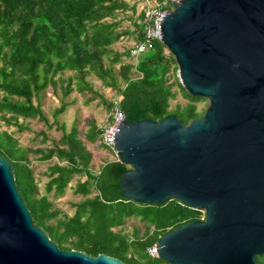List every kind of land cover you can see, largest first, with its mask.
I'll list each match as a JSON object with an SVG mask.
<instances>
[{
	"label": "water",
	"instance_id": "1",
	"mask_svg": "<svg viewBox=\"0 0 264 264\" xmlns=\"http://www.w3.org/2000/svg\"><path fill=\"white\" fill-rule=\"evenodd\" d=\"M177 78L208 101L175 117L118 123L119 188L139 205L175 199L204 213L155 244L167 264H258L264 255V0H179L160 23ZM0 264H124L62 250L32 223L0 155Z\"/></svg>",
	"mask_w": 264,
	"mask_h": 264
},
{
	"label": "trees",
	"instance_id": "2",
	"mask_svg": "<svg viewBox=\"0 0 264 264\" xmlns=\"http://www.w3.org/2000/svg\"><path fill=\"white\" fill-rule=\"evenodd\" d=\"M126 13L130 14L119 17ZM135 14V6L124 0H0V155L12 166L14 182L33 225L60 249L93 257L104 254L124 264H167L151 258L148 248L168 232L200 220L201 211L182 206L175 199L161 206L125 199L119 188L120 178L128 170L125 164L116 159L105 162L96 172L91 170L92 153L86 143L105 149L97 122H88L82 139L75 123L67 130L56 120L67 108L64 99L73 91L85 97L86 104L98 99L107 111L117 102L128 123L143 119L158 122L172 116L186 126L203 116L205 109L198 111L196 105L206 100L184 90L172 55L164 52L161 43L155 42L152 50L141 55L136 67L122 62L128 50L118 53L111 49L126 36H132L136 43L141 40L138 20L142 12ZM124 20L130 22L132 31L119 30ZM171 71L173 83H169ZM66 72L70 74L63 78ZM89 77L113 92L116 99L107 101ZM58 84L62 90L60 107L49 123L39 95L49 87L55 91ZM173 85L186 104L171 107ZM26 120L55 128L60 136L50 139L45 131H39L34 138L40 145L49 142V146L32 148L19 145L11 132L1 130L4 125L25 131ZM33 161L46 164L39 175L46 178L42 191ZM72 181L70 190L78 201L70 203L69 215L56 209L53 200L63 197ZM129 220L141 226L128 232L125 226ZM255 260L264 264V255Z\"/></svg>",
	"mask_w": 264,
	"mask_h": 264
},
{
	"label": "rangeland",
	"instance_id": "3",
	"mask_svg": "<svg viewBox=\"0 0 264 264\" xmlns=\"http://www.w3.org/2000/svg\"><path fill=\"white\" fill-rule=\"evenodd\" d=\"M128 3L129 6H135L136 14L139 13V11L142 10L145 3H147L148 0H124ZM130 13L121 14L119 17L124 18L125 16L129 15ZM133 30L132 25L129 21L124 20L119 25V30ZM134 44V40L132 36H126L120 39L117 43L113 44L111 46V49L113 51H116L118 53H122L125 50H129ZM173 58V56H172ZM174 60V58H173ZM123 64L132 65L133 61L129 57H123L122 58ZM114 70L117 73L118 66L113 67ZM70 73L66 72L63 78H66ZM173 71H171L170 80L169 83H173L174 79L172 78ZM176 77H177V71H176ZM89 82L92 84L93 88L98 91L100 94L103 95V97L107 101H112L116 99V96L113 92L110 90L104 88L101 86L100 82L96 80L94 77L88 78ZM120 86L122 85V82L119 79ZM171 90L175 92V98L170 101L171 107L173 108L175 104H186L187 100L184 99L181 95V93L178 91V87L176 85H173ZM62 96V90L60 85L58 84L56 86L55 91L52 88H47L45 91L40 93L39 95V102L41 105V109L43 110L45 116L48 119L49 123H52L54 121L53 118V112L55 109H58L60 107V98ZM70 104L66 110L58 115L56 118L57 122L59 124H63L66 126V129L69 130L71 125L73 123L76 124L77 129L79 131L80 138L83 139V135L88 127V122L91 120H94L97 122L98 126L102 128L109 119L110 111H107L103 104L97 99L95 101H92L89 104L85 103V97H82L78 95L76 92H72L69 96H67L64 101L68 102L70 101ZM208 101H200L197 103V109L198 111H201L205 109L208 106ZM20 122H22L20 120ZM23 124L26 126L27 130L19 132L16 130V127H10L7 128L4 125L1 126V130H6L8 132H11L18 140L19 145L23 147H32V148H45L46 146H49V142L45 143V145H40L39 139L34 138L35 134L39 131H45L47 136L50 139H57L60 136V133L53 129H48L46 125L39 123L34 120H26L23 121ZM87 150L92 153V161H91V170L96 172L100 168L102 164H104L107 161L116 160V156L114 153H111L109 150L100 149L97 147V144L90 145L86 143ZM32 168L34 169L35 176L39 179V188L40 191H42L43 185L46 182V178L39 177L40 173L45 170V163H39L38 161H33L31 163ZM75 181H72L71 184L66 188L65 194L63 197L53 200L55 208L60 210V212L66 213L71 215L72 210L70 208V203L77 202L78 199L73 197L70 187L73 186ZM51 198V197H50ZM202 213L201 218H204V213ZM140 227L141 225L132 222L129 220L128 224L125 226L126 231L130 232L133 227Z\"/></svg>",
	"mask_w": 264,
	"mask_h": 264
},
{
	"label": "built area",
	"instance_id": "4",
	"mask_svg": "<svg viewBox=\"0 0 264 264\" xmlns=\"http://www.w3.org/2000/svg\"><path fill=\"white\" fill-rule=\"evenodd\" d=\"M178 1L179 0H148L147 3H145L141 10L142 16L138 20V23L141 24L142 38L139 42H134L133 46L128 50L129 54L127 57L133 61V67L137 66L138 59L141 55L153 49V44L155 42L161 43L160 23L162 18L165 14V11H170L172 6L177 4ZM164 52L168 53V50L165 48V46ZM123 118L125 117L117 105V102H114L110 109L109 119L107 123L101 128L100 133V143L105 147L106 150L114 153L116 158L117 155L115 146L113 144V138L118 130V123ZM147 253L151 258H157V250L155 245L148 248Z\"/></svg>",
	"mask_w": 264,
	"mask_h": 264
},
{
	"label": "crops",
	"instance_id": "5",
	"mask_svg": "<svg viewBox=\"0 0 264 264\" xmlns=\"http://www.w3.org/2000/svg\"><path fill=\"white\" fill-rule=\"evenodd\" d=\"M65 103H68V105H67V107L70 105V104H72V103H70L71 102V100L70 101H68V102H66V101H64Z\"/></svg>",
	"mask_w": 264,
	"mask_h": 264
}]
</instances>
